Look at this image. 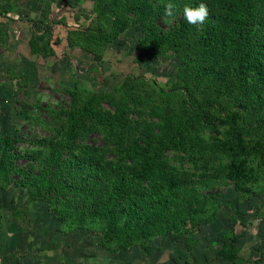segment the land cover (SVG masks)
Returning a JSON list of instances; mask_svg holds the SVG:
<instances>
[{"label":"trees","instance_id":"1","mask_svg":"<svg viewBox=\"0 0 264 264\" xmlns=\"http://www.w3.org/2000/svg\"><path fill=\"white\" fill-rule=\"evenodd\" d=\"M85 1L93 17L64 39L89 52L93 61L136 21L142 31L135 47L138 62L170 52L183 65L171 86L143 95L129 79L105 94L68 91L62 129L47 141L42 168L20 185L32 201L52 192L50 211L64 233L97 232L99 246L126 250L172 232L189 250L193 240L186 235L211 224L215 207L179 190L182 174L165 162V153H181L193 164L208 155L223 157L225 181L241 203L264 192V0ZM168 3L182 16L162 30L155 20L166 16ZM199 3L209 9L202 28L183 16L185 6ZM43 50L51 52L47 44ZM102 103L112 111L101 110ZM135 109H147L156 121L137 131L129 118ZM90 135L101 139L100 146L81 143ZM19 142L1 138L0 185L8 184V171L24 173L14 166L22 157L12 149ZM105 179L111 181L109 189L93 186ZM62 193L82 195L95 206L61 209L56 194ZM232 244L222 243L218 256L228 264H244Z\"/></svg>","mask_w":264,"mask_h":264},{"label":"rangeland","instance_id":"2","mask_svg":"<svg viewBox=\"0 0 264 264\" xmlns=\"http://www.w3.org/2000/svg\"><path fill=\"white\" fill-rule=\"evenodd\" d=\"M90 11L91 3L85 0H0V141L3 137L20 139L12 147L16 155L22 156L14 166L24 171H8V184L0 185V228L6 229L13 242H29L39 253L58 258L70 251L72 255L103 256L109 264H126L124 261L131 259L130 264H227L217 251L222 243L232 241L239 256L250 264H259L262 254L264 257V192L241 203L225 181V160L220 156L208 155L193 164L181 153L164 154L165 162L182 174L179 190L192 191L206 200V207H215L211 224H202L186 235L193 240L189 250L183 238L175 240L172 232L126 250L98 249L95 244L101 240L100 233L72 229L67 236L61 234L50 211L52 201L49 203L48 198H52V192L37 200L29 199L20 184L30 181L42 168L47 141L57 137L63 127L70 103L68 91L105 94L129 79V84L143 95L171 86L183 65L170 52L138 62L135 47L142 31L136 21L106 45L98 61H93L89 52L64 39L67 31L86 27L93 17ZM181 16V10L173 17L162 15L155 24L167 30ZM54 40L59 42L54 44ZM45 44L50 46V53L43 50ZM99 108L112 111L105 103ZM129 118L137 131L156 121L147 109H135ZM81 143L100 146L101 139L90 135ZM93 186L107 190L111 181L101 180ZM56 197L60 208L67 211L92 210L95 206L82 195L62 193ZM123 206L121 202L120 208ZM45 256L43 264L52 261V257ZM109 256H117V261Z\"/></svg>","mask_w":264,"mask_h":264},{"label":"crops","instance_id":"3","mask_svg":"<svg viewBox=\"0 0 264 264\" xmlns=\"http://www.w3.org/2000/svg\"><path fill=\"white\" fill-rule=\"evenodd\" d=\"M1 16V15H0ZM60 231V230H59ZM84 231V230H83ZM61 234L67 236L70 234V232L64 233L60 231ZM86 232V231H85ZM11 235L7 233L6 229L4 227L0 228V264H43V257H52L53 254L49 255L43 253H39V251L36 249L35 246L28 244H23V240L19 241L18 243L13 242V240L10 238ZM97 245L98 249H101L99 244ZM264 253V250L262 251ZM67 255H63L62 258L58 257H52L48 264H105L108 260L104 258L103 256H96V255H72L70 251L66 252ZM79 253V252H78ZM238 255V254H237ZM260 256V253H259ZM258 256V257H259ZM262 258L259 261V264H264V257L263 254L261 255ZM238 257L242 258L238 255ZM110 260L114 259L117 261V256L114 258L112 256H109ZM244 259V264H250L251 262ZM77 260V261H76ZM133 260H129L128 262H125L126 264H130ZM109 264V262H107ZM227 263V262H226ZM228 264V263H227Z\"/></svg>","mask_w":264,"mask_h":264},{"label":"clouds","instance_id":"4","mask_svg":"<svg viewBox=\"0 0 264 264\" xmlns=\"http://www.w3.org/2000/svg\"><path fill=\"white\" fill-rule=\"evenodd\" d=\"M165 15L173 17L175 15V7L171 3L165 6ZM183 16L187 23L198 28H202L209 17V9L205 3H199L198 6L183 8Z\"/></svg>","mask_w":264,"mask_h":264}]
</instances>
